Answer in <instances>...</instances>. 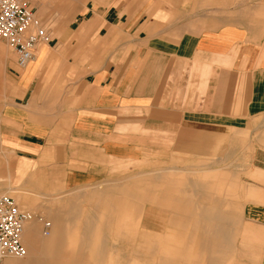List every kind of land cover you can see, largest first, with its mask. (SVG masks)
Segmentation results:
<instances>
[{"label":"crops","instance_id":"1","mask_svg":"<svg viewBox=\"0 0 264 264\" xmlns=\"http://www.w3.org/2000/svg\"><path fill=\"white\" fill-rule=\"evenodd\" d=\"M30 1L47 32L33 59L20 66L13 52L6 66L9 54L0 44V75L5 68L9 74L0 93V149L12 159V186L64 191L100 180L111 161L148 148L150 131L154 137L166 129L203 151L220 145L208 133L230 127L233 141L262 126L256 116L264 113V22L242 16L264 14V0H130L131 6L80 0L73 7ZM52 3L66 9L61 22L51 19L54 33L43 16ZM180 169L141 171L98 191L70 192L64 202H48L47 220L33 204L20 238L26 254L11 260L137 264L116 249L137 242L146 248L142 264H244L236 260V242L250 245L254 230L241 227L230 201L202 177L175 180ZM252 176L263 179L264 168L255 166ZM81 197L92 201L91 211L79 208ZM144 200L154 207L138 202ZM258 207L254 216L264 223V204ZM152 209L164 215L159 232L149 224ZM141 219L149 230L138 231Z\"/></svg>","mask_w":264,"mask_h":264},{"label":"rangeland","instance_id":"2","mask_svg":"<svg viewBox=\"0 0 264 264\" xmlns=\"http://www.w3.org/2000/svg\"><path fill=\"white\" fill-rule=\"evenodd\" d=\"M27 1L35 10V7L32 5L31 1ZM61 1V6H64L67 3L71 2L73 7L78 6L80 0ZM101 1L107 2L109 0ZM145 1L164 3V0ZM239 1L242 0H238L237 4ZM118 2L128 6L136 5L130 2V0H118ZM92 4L93 0H87L88 6H91ZM65 11L62 7L56 5V3H52L43 14V16L45 19L48 18L46 21H50L52 18L57 19L59 14L61 15L62 12L63 15H65ZM238 16L241 17L242 15ZM247 16L248 17L244 15L242 17L251 20H254V18L260 19L261 22H264V14ZM61 20L62 19H57V22H61ZM42 22V20L37 19V25L42 24ZM48 26L49 30L54 33L56 28V23H54V20H51ZM63 28H67V25H64ZM63 28H61V30ZM0 44L5 46V49L9 54V59L6 64L7 66L9 62L15 58V55L9 48V46L1 39ZM8 84L9 74L7 68H5L4 72L0 75V93H2L4 89H7ZM254 118L255 116L247 118V120H245V123L240 124V126H245L248 121ZM256 118H258L260 122L263 121L262 126L256 127V129L252 130L249 134L240 133V138L233 141L230 139V127L220 128L218 130L219 134L208 133V137L213 140L219 141L220 145H218L217 147H215V145H212L210 150L208 149L203 151L197 149L192 143L183 141L182 138V141L177 140V137L174 135L175 133L169 132L166 129L157 133L153 132L155 133L154 137H152V133L150 131V141L148 143V148L134 147L132 149V153L127 154V157H118L117 159L111 161V168L109 171L110 173L102 179L79 185L64 191H27L21 189V187L19 186H12L14 185L12 184V159L9 156L8 152L0 149V194L6 193L12 196L20 208L29 211V208L32 207L33 204L40 205L38 209H34L35 214L38 218L47 220L44 208L49 206L48 202H52L55 200H57V202H64V198H66L67 196L70 197V192L79 189L81 190V192L90 193L92 191L94 192L103 189L107 185H111L113 181L120 179L122 180V178H125L126 176L131 174H135L137 172L146 171L148 173L149 171L153 172V170H158L164 167H178L182 170L180 169L172 173V177L175 178V180L182 176H187L188 178L202 177L207 182L209 190H211L214 195L220 194L225 197L224 199L230 201L226 202V204L228 203L229 206L239 214L241 227H249L250 229L254 230L255 234V237L249 240L250 245H245L243 249L239 245L240 237L238 238V242H236V260L238 263L244 264H261V261L264 260V223L257 221L258 218L254 216V212L255 209L259 208V204H264V177L263 179L254 178L252 176V173L255 170V166L264 168V113L256 116ZM133 130L141 131L143 135H146L147 133V131L143 129ZM206 133L202 132V134ZM251 148H254V153H252L253 150ZM222 155H225L226 157H223V161L221 163H209L212 161L217 162L219 157H222ZM220 164L223 165L222 168L219 166ZM205 165L208 167L218 166L221 169H217L215 172H212V174L210 172H187L188 170H193L197 167H202ZM145 180L141 182V185L145 186ZM122 183L126 184V186H131V183H128V181L120 182V185ZM220 191L221 193H219ZM109 193L110 195L112 194L110 191L103 193L105 194H102L104 196L103 198H106ZM103 198L101 199V202H104V200H106ZM78 202H80L79 208L82 211H91V207L87 202L92 201L81 197L79 198ZM96 202H100V200ZM138 202H143L145 207H154V204L150 203L147 200ZM226 204H224L225 208H227ZM150 212L151 214L149 217V224H156V231L159 232L160 228L157 224H162V217H164V215L162 213H157V211H155L154 209H152ZM143 225L144 221L141 219L138 222L139 232L145 230L147 231L148 228L143 227ZM73 232H75V230ZM110 241H113V238L111 236ZM115 242L116 241H113L112 243ZM22 244L24 245L23 242ZM117 244H119L118 247H116L117 250H120L121 252H123V254H127V257L129 256L130 258L136 260L138 259L137 264H142L141 259L144 257V254H146V248L144 245H140L137 242L133 243L132 245L127 244L126 242H120ZM134 251H136L137 254H134ZM3 258H0V264H7L3 262Z\"/></svg>","mask_w":264,"mask_h":264},{"label":"built area","instance_id":"3","mask_svg":"<svg viewBox=\"0 0 264 264\" xmlns=\"http://www.w3.org/2000/svg\"><path fill=\"white\" fill-rule=\"evenodd\" d=\"M33 15L34 9L27 0H0V39L16 54L20 66L33 59L35 45L45 40L47 35ZM31 217L32 214L21 210L11 196L0 195V256L25 254L20 236L23 223ZM45 227H48V222H45Z\"/></svg>","mask_w":264,"mask_h":264},{"label":"bare ground","instance_id":"4","mask_svg":"<svg viewBox=\"0 0 264 264\" xmlns=\"http://www.w3.org/2000/svg\"><path fill=\"white\" fill-rule=\"evenodd\" d=\"M34 16V15H33ZM37 21V20H36ZM5 42V41H4ZM6 43V42H5ZM7 44V43H6ZM8 45V44H7ZM35 46H37V44L35 45ZM10 48V47H9ZM11 49V48H10ZM12 50V49H11ZM36 50V49H35ZM12 52H13V50H12ZM16 55V54H15ZM17 59V58H16ZM28 62V61H27ZM26 62V63H27ZM24 66V65H23ZM3 194H6V193H2V194H0V195H3ZM8 195V194H7ZM10 196V195H9ZM12 197V196H11ZM13 198V197H12ZM14 199V198H13ZM15 201V200H14ZM17 204V203H16ZM18 205V204H17ZM19 207V206H18ZM20 208V207H19ZM21 209V208H20ZM21 210H23V209H21ZM31 213V212H30ZM31 219V218H30ZM28 221V220H27ZM26 222V221H25ZM24 222V223H25ZM24 223H23V227H24ZM44 226H45V223H44ZM22 231H23V228H22ZM45 233H47V230L45 231ZM22 234V233H21ZM20 238H21V236H20ZM25 248V247H24ZM25 254H26V249H25ZM24 254V255H25ZM23 255V256H24ZM11 256H15V257H23V256H16V255H12V254H4V255H1L0 256V258H3L4 257V259H3V262H5V263H7V264H18V259H15V260H11Z\"/></svg>","mask_w":264,"mask_h":264}]
</instances>
